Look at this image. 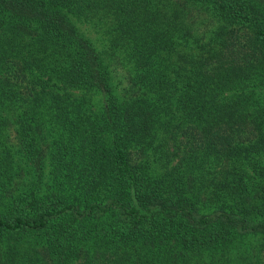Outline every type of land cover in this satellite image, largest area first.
Wrapping results in <instances>:
<instances>
[{
    "label": "trees",
    "instance_id": "trees-1",
    "mask_svg": "<svg viewBox=\"0 0 264 264\" xmlns=\"http://www.w3.org/2000/svg\"><path fill=\"white\" fill-rule=\"evenodd\" d=\"M0 264H264V0H0Z\"/></svg>",
    "mask_w": 264,
    "mask_h": 264
}]
</instances>
